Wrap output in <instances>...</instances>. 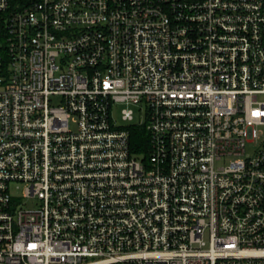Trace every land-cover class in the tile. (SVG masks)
Masks as SVG:
<instances>
[{
    "label": "built area",
    "instance_id": "built-area-1",
    "mask_svg": "<svg viewBox=\"0 0 264 264\" xmlns=\"http://www.w3.org/2000/svg\"><path fill=\"white\" fill-rule=\"evenodd\" d=\"M0 264H264V0H0Z\"/></svg>",
    "mask_w": 264,
    "mask_h": 264
},
{
    "label": "trees",
    "instance_id": "trees-1",
    "mask_svg": "<svg viewBox=\"0 0 264 264\" xmlns=\"http://www.w3.org/2000/svg\"><path fill=\"white\" fill-rule=\"evenodd\" d=\"M149 133L145 126H131V148L136 154L147 157L149 151Z\"/></svg>",
    "mask_w": 264,
    "mask_h": 264
},
{
    "label": "rangeland",
    "instance_id": "rangeland-1",
    "mask_svg": "<svg viewBox=\"0 0 264 264\" xmlns=\"http://www.w3.org/2000/svg\"><path fill=\"white\" fill-rule=\"evenodd\" d=\"M121 110H122V107H120V108H118L116 110V116L119 118L120 121H122V119H121ZM140 119H141V115L139 113L138 108H136L134 123H138ZM128 123H125V124H128ZM26 203L28 204V206H35L36 203H37V200L36 199H33V200H31V202L29 201V202H26Z\"/></svg>",
    "mask_w": 264,
    "mask_h": 264
}]
</instances>
